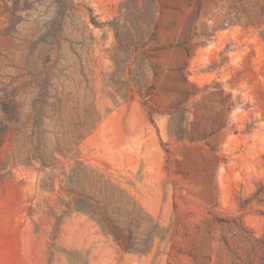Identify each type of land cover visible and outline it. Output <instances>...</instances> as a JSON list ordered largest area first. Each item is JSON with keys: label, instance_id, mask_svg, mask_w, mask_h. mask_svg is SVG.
<instances>
[{"label": "rangeland", "instance_id": "374dc122", "mask_svg": "<svg viewBox=\"0 0 264 264\" xmlns=\"http://www.w3.org/2000/svg\"><path fill=\"white\" fill-rule=\"evenodd\" d=\"M0 264H264V0H0Z\"/></svg>", "mask_w": 264, "mask_h": 264}]
</instances>
